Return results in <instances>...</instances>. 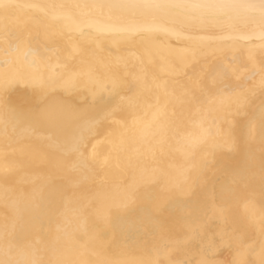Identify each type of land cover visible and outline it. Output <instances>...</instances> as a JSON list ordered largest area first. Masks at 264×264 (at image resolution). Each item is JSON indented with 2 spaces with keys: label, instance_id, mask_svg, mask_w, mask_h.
<instances>
[{
  "label": "bare ground",
  "instance_id": "1",
  "mask_svg": "<svg viewBox=\"0 0 264 264\" xmlns=\"http://www.w3.org/2000/svg\"><path fill=\"white\" fill-rule=\"evenodd\" d=\"M128 26L83 7L0 10V61L18 38L37 65L0 67L22 80L0 87V128L8 106L45 116L31 136L0 134V259L10 241L44 264H262L259 22Z\"/></svg>",
  "mask_w": 264,
  "mask_h": 264
},
{
  "label": "snow or ice",
  "instance_id": "2",
  "mask_svg": "<svg viewBox=\"0 0 264 264\" xmlns=\"http://www.w3.org/2000/svg\"><path fill=\"white\" fill-rule=\"evenodd\" d=\"M31 7L41 10L52 8H87L100 15H107L109 19L126 20L129 26L126 29L131 32L160 31L166 30L170 24L176 22H190L204 26L208 23L220 22L225 20L243 19L245 21L259 22L261 39H264V0H95L91 4L85 5H20L14 4L11 0H0V10L7 14L13 8ZM7 20V15L5 16ZM142 21H152L151 25L143 24ZM159 22V23H156ZM5 34L10 33L7 24L4 26ZM15 36L14 33H12ZM5 59L0 61V67L8 68L13 63L12 57L23 58L25 63L36 67L33 57L36 55L31 49H22V41L18 38L3 50ZM227 72L225 71V75ZM22 82L15 77L5 76L0 81V87L7 92L13 83ZM29 83L38 86H50L51 77L45 79L40 75L29 78ZM264 86V81H262ZM45 119L40 112H20L11 106L6 107L0 134L6 139L18 136H31L36 127ZM264 129V120H262ZM83 142L81 141V144ZM79 152V148L76 149ZM83 158L84 153H80ZM7 180V177H5ZM8 190L5 188L4 199L8 200ZM7 235V226H6ZM17 251L16 247L9 241L4 248V259H0V264H44L38 259L26 258L21 251V258H13ZM187 264V262H186ZM232 264H241V261H233ZM264 264V261H262Z\"/></svg>",
  "mask_w": 264,
  "mask_h": 264
}]
</instances>
